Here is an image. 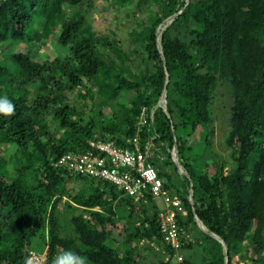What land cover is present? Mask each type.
Returning a JSON list of instances; mask_svg holds the SVG:
<instances>
[{
	"label": "trees",
	"instance_id": "obj_1",
	"mask_svg": "<svg viewBox=\"0 0 264 264\" xmlns=\"http://www.w3.org/2000/svg\"><path fill=\"white\" fill-rule=\"evenodd\" d=\"M95 1L0 0V96L14 105L11 116L0 115V148L11 146L18 165L13 175L0 153V264H24L38 234L46 242L45 264L65 250L85 257L86 264H196L192 251L198 247L205 251L203 264H225L224 246L210 234L224 242L228 264H238L236 255L248 260L242 254L246 240L258 252L251 264H263L264 0H152L162 14L150 15L139 33L151 65L141 77L127 69L119 40L92 29L81 7L93 8ZM108 1L121 8L132 1L137 12L151 0ZM37 18L44 19L40 29L32 26ZM51 37L68 49L66 55L37 61L11 50ZM100 45L109 55L100 53ZM220 82L228 84L232 100L224 141L231 151L228 165L213 151L210 105ZM165 89L167 112L158 106ZM97 96L116 106L112 119L102 110L87 117L74 104L95 102ZM155 107L141 138L157 136L165 160L152 162L164 188L178 195L186 210L178 216L181 263L163 244L160 202L148 195L137 203L108 182L54 166L66 153L89 150L90 141L125 146L137 134L143 109L149 117ZM199 132L204 144L192 146L190 139ZM174 147L187 173L178 186L169 170L178 172ZM30 170L42 177L33 188L25 178ZM64 198L68 209L82 210L70 216L69 231L59 211ZM121 210L124 219L118 217ZM141 243L144 254H138Z\"/></svg>",
	"mask_w": 264,
	"mask_h": 264
},
{
	"label": "rangeland",
	"instance_id": "obj_2",
	"mask_svg": "<svg viewBox=\"0 0 264 264\" xmlns=\"http://www.w3.org/2000/svg\"><path fill=\"white\" fill-rule=\"evenodd\" d=\"M180 1L187 3L189 0ZM134 7L135 3H133L132 1L131 3H128L127 5L121 8L119 6H113L112 2L108 0H96L95 6L93 8H89L85 4L83 5V7H81V10L87 16L89 24L92 26V29L97 33L98 36L110 39V41L115 39L120 41L119 48L124 53L126 58H128L126 62L127 69L132 74L141 77L144 76L146 70L150 68L151 65L147 61V53L142 48V42L139 39V33L141 31L142 25L147 23V20L150 15H154L156 11L160 15L162 14V7H160L159 9V7L152 0L146 4L141 5L139 11L137 12L134 11ZM65 9L69 11L70 7L65 6ZM173 18L174 16L171 15L170 17L164 19L163 23L158 29L159 36H161L162 32L172 23ZM43 23L44 19L37 18L33 21L32 26L35 29H40L43 26ZM98 49L100 53L104 55H109L110 53L109 49L104 48L101 45ZM11 50L12 52H23L25 54H30L37 61H43L46 59L52 60L57 56H64L66 55L68 49L57 45V43L55 42V38L51 37L49 39H43L41 41L33 42L31 44H17L12 46ZM112 57L115 59L114 55H112ZM119 61L120 60L117 59L118 63ZM130 98L131 95L129 94L124 100H130ZM231 102V93L228 84L225 82H220L213 93L210 105L211 114L214 119L215 132L213 151H215L219 157L223 158L224 161H226L227 165L232 163L231 151L227 149L224 144L226 133L228 132V117L230 113ZM88 103L92 105L91 109H89L86 105ZM88 103L83 100H79V102L75 101L74 104L76 106H79L82 112L87 114V117L90 114H95L97 116V113L102 110L106 119H112V110L117 109L113 103H110L108 105L107 103L101 102V98H99L98 96L95 102H91L89 100ZM158 106L166 111L164 104L160 101L158 103ZM157 107L153 108L152 110L155 112ZM100 121H102V119ZM204 138L205 135L203 134V132H199L190 139L189 143L192 146H201L204 144ZM13 150L14 149L11 146L0 148V153L6 159L8 169L12 174L15 170V167L18 166L14 165L12 161ZM174 154L175 160L177 161L178 172H176L173 168H169V170L174 176L176 186H178L180 184L181 177L187 176V173L180 164L178 154L175 153V150ZM18 161L19 163H21L20 157H18ZM25 178L29 181V185L31 186V188H33L38 185V182L39 180H41L42 177L40 173L30 170L28 171L27 175H25ZM66 202L67 199L64 198L59 204V211L62 215V221L65 224L67 230L69 231L70 216L73 214V212L81 213L82 210L74 208L68 209ZM124 214L125 211L121 210L120 213H118V217L122 219ZM118 224L121 226L123 224V221L119 222ZM192 238H194V236H192ZM141 245L142 246L141 249L138 251V254H144L146 252L143 250L146 244L141 243ZM242 254H245L248 257V260H243L241 258V255H236L233 258V262L238 264H251V259L255 258L258 252H256L255 249L251 246V243L246 240L244 242V250L242 251ZM33 255L39 258V261L37 263L35 262V260H33L34 264H45L46 242L45 238L39 234L32 239L31 256ZM192 255L196 261V264H203L202 259L205 255V251L203 250V248H194L192 251ZM259 255L260 262L264 264V252L259 253Z\"/></svg>",
	"mask_w": 264,
	"mask_h": 264
},
{
	"label": "built area",
	"instance_id": "obj_3",
	"mask_svg": "<svg viewBox=\"0 0 264 264\" xmlns=\"http://www.w3.org/2000/svg\"><path fill=\"white\" fill-rule=\"evenodd\" d=\"M160 102L165 107L163 94ZM149 120L152 124L154 111L151 110L148 117L144 108L138 123L137 134L126 139L125 146L117 145L112 141H90L89 150L83 153H66L55 161L54 166L73 174L108 182L124 196L134 199L137 203L148 195L160 202L158 220L163 244L172 250L174 260L181 263L183 261L182 237L178 216H185L186 210L181 198L164 188L163 181L152 162L154 158L160 161L165 160V155L154 142L157 136L145 141L141 138V132L148 125ZM174 149L175 147L170 153L173 162L177 164ZM190 190L188 200L191 202ZM31 260L34 264L33 260L37 263L39 258L33 255Z\"/></svg>",
	"mask_w": 264,
	"mask_h": 264
},
{
	"label": "clouds",
	"instance_id": "obj_4",
	"mask_svg": "<svg viewBox=\"0 0 264 264\" xmlns=\"http://www.w3.org/2000/svg\"><path fill=\"white\" fill-rule=\"evenodd\" d=\"M14 113V105L7 96H0V115L11 116ZM24 264H32L30 258H25ZM52 264H86V258L71 250H65L55 256Z\"/></svg>",
	"mask_w": 264,
	"mask_h": 264
},
{
	"label": "water",
	"instance_id": "obj_5",
	"mask_svg": "<svg viewBox=\"0 0 264 264\" xmlns=\"http://www.w3.org/2000/svg\"><path fill=\"white\" fill-rule=\"evenodd\" d=\"M158 48H159V50L161 51V46H160V41H159V44H158ZM169 82V77H167V83ZM163 98H164V101H165V109H166V112H167V102H166V89L164 90V92H163ZM175 153L177 154V149H176V147H175ZM177 165V164H176ZM190 192H191V203H193V192H192V189L190 190ZM195 220H196V222H197V224H198V226L204 231V232H206V233H208V231L204 228V226L202 227L200 224H202L201 222H200V220L195 216ZM208 234H210V233H208ZM212 237H214L215 239H217L218 241H220L222 244H223V246H224V249H225V264H228V249H227V247L225 246V244H224V242L219 238V237H217L216 235H214V234H210Z\"/></svg>",
	"mask_w": 264,
	"mask_h": 264
}]
</instances>
